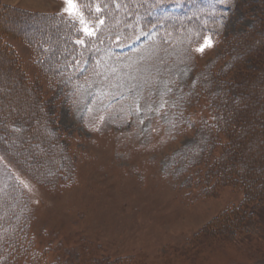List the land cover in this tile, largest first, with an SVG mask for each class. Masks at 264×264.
Here are the masks:
<instances>
[{"label": "rangeland", "instance_id": "1", "mask_svg": "<svg viewBox=\"0 0 264 264\" xmlns=\"http://www.w3.org/2000/svg\"><path fill=\"white\" fill-rule=\"evenodd\" d=\"M109 2L94 25L75 0H0V166L35 264H264V0H210L186 28Z\"/></svg>", "mask_w": 264, "mask_h": 264}, {"label": "trees", "instance_id": "2", "mask_svg": "<svg viewBox=\"0 0 264 264\" xmlns=\"http://www.w3.org/2000/svg\"><path fill=\"white\" fill-rule=\"evenodd\" d=\"M82 8L84 15L91 21L94 25L98 23V20L103 14V9L105 5L111 4L109 0H75ZM118 4V10H135L138 15L142 16L148 14L147 22L153 21L161 23L164 20H174L177 22V25H183V28L190 27L195 25L194 23L200 17L197 7L207 6L206 4L210 3V0H113ZM115 4L109 6L107 11H104L107 19L106 22L110 20L109 15H113L115 12L114 8ZM116 6V5H115ZM100 7V10H99ZM127 9H124L126 8ZM111 8L114 10L111 13ZM102 13V14H100ZM196 15V16H195ZM191 17L189 21L183 19L184 17ZM53 20L58 23V29L67 28V34L64 37V40H61L59 46H66L65 49L70 51V47L74 44L75 41L81 38L80 30L78 24H76L73 20L62 16L55 15L51 16ZM47 18V17H46ZM50 18V16H49ZM27 18H24L20 25L23 23H27ZM168 22V21H167ZM47 28V27H46ZM50 28L44 29L40 35L36 33L33 36L29 34L27 36L28 43L36 48V52L39 54L42 52L45 54L52 53L55 49H52L50 44L52 42L51 30ZM26 35V33H25ZM67 42V44H65ZM3 47V46H2ZM13 58V57H12ZM65 58V56H64ZM12 63L15 62V59H11ZM65 64L63 60L59 59V65ZM20 75V73L16 70L14 74H12V79ZM16 80V79H15ZM212 103V102H211ZM214 104V103H213ZM221 104V103H220ZM1 105V102H0ZM33 105H35L33 103ZM215 105V104H214ZM219 106V119L218 121L206 122V126L209 127V130H220L222 126H226V123H229V117H225L224 108L222 109V105L217 104ZM216 106V107H217ZM214 107V106H213ZM0 106V137L5 136L8 128L4 126V121L8 124L9 120L12 117V113L7 110L2 109ZM215 123V124H214ZM11 132V131H10ZM12 139H15V133L11 132ZM23 136V133H21ZM21 134H17L20 135ZM28 140H36L37 142L45 143L46 145H50V141L45 136V132L43 129H39L36 131L35 128L33 131L29 130L27 133ZM9 136L7 135V138ZM25 138V137H23ZM30 143V141H29ZM48 147V146H47ZM11 153L12 157L20 163L26 162V159L22 156V154H17L16 151ZM29 209L27 207V201L25 198V194L21 185L18 183L15 176L9 171L3 172L2 167L0 166V264H35V261L38 259H33L38 257L39 253L32 248V234L29 231L30 224L29 222ZM34 237V236H33ZM41 261L39 260L38 263Z\"/></svg>", "mask_w": 264, "mask_h": 264}, {"label": "snow or ice", "instance_id": "3", "mask_svg": "<svg viewBox=\"0 0 264 264\" xmlns=\"http://www.w3.org/2000/svg\"><path fill=\"white\" fill-rule=\"evenodd\" d=\"M65 3L68 5L70 11H75V5L73 4V0H65ZM207 46H210V42L207 43Z\"/></svg>", "mask_w": 264, "mask_h": 264}]
</instances>
